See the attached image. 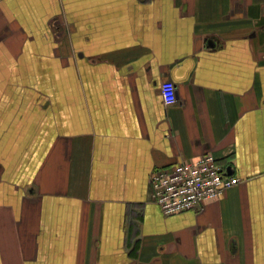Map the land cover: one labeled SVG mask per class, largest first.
<instances>
[{
  "label": "crops",
  "instance_id": "crops-1",
  "mask_svg": "<svg viewBox=\"0 0 264 264\" xmlns=\"http://www.w3.org/2000/svg\"><path fill=\"white\" fill-rule=\"evenodd\" d=\"M204 155L242 183L164 216ZM0 264H264V0H0Z\"/></svg>",
  "mask_w": 264,
  "mask_h": 264
},
{
  "label": "built area",
  "instance_id": "built-area-1",
  "mask_svg": "<svg viewBox=\"0 0 264 264\" xmlns=\"http://www.w3.org/2000/svg\"><path fill=\"white\" fill-rule=\"evenodd\" d=\"M160 97L164 107L173 106L176 103L174 84L163 82ZM241 183L237 177L228 176L211 155L157 170L150 179L153 203L164 216L202 211L208 203L220 200Z\"/></svg>",
  "mask_w": 264,
  "mask_h": 264
}]
</instances>
